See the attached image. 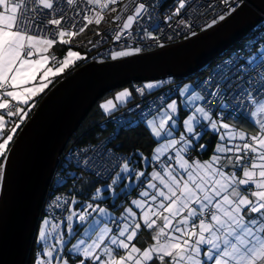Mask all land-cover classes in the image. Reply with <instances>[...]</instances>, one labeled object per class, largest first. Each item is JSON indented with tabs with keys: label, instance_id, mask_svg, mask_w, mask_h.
<instances>
[{
	"label": "snow or ice",
	"instance_id": "1",
	"mask_svg": "<svg viewBox=\"0 0 264 264\" xmlns=\"http://www.w3.org/2000/svg\"><path fill=\"white\" fill-rule=\"evenodd\" d=\"M120 2L0 0V185L5 182L9 144L19 127L11 118L18 117L22 123L26 106L47 87L49 76L58 75L70 61L80 57L79 52L71 49L63 59L47 53L57 42L70 44L88 25L99 26L105 10L115 12L114 6ZM132 2L135 6L130 14L116 17L123 22L118 25L122 30L116 33L115 40L125 34L133 39H158L147 28L143 34L134 28L153 20L150 9L154 5ZM65 5L74 10L71 16ZM187 5L188 0H179L173 15L179 16ZM124 11H129L127 6ZM173 15L166 20L171 21ZM219 19L225 17L221 15ZM179 24L191 27L183 19ZM49 25L55 27L49 31ZM130 54L131 51H120L112 58ZM50 61L52 67L47 66ZM41 72L40 83L33 84ZM218 77L206 81L202 91L184 85L178 89L180 99H172L144 114L150 134L159 142L152 157L159 170L146 177L143 170L134 172L126 161L107 186V190L114 192L121 172L128 174V180L133 176L136 180L145 178L147 184L139 193L141 199L131 201L141 210L140 216L137 218L132 207L127 208L120 219H134L118 226L117 233L112 234L107 223L99 226L100 219L88 221L92 213H97L115 222L116 218L99 203H86L82 205L83 211L70 213L66 218L69 238L75 234L74 216L86 225L82 238L68 249L77 257L75 264H264V49L246 64H233L220 71ZM160 83H147L136 91L144 95L145 89L158 88ZM131 95V91L124 90L116 100L123 103ZM109 106L115 107L113 101L101 107L108 112ZM237 110H246L253 118L258 128L255 135L225 122L224 114L231 117ZM181 111L185 113L183 117ZM177 127L182 128L178 139L174 138ZM208 129L218 134L220 142L209 160L195 159L190 151L206 147L199 141ZM84 165L91 169L96 160H85ZM104 191L96 188L91 199L99 200ZM61 199L55 197L53 205L61 207ZM50 224L46 217L39 228L38 241L43 242V249L35 264H69L70 258L62 254L68 240L57 233L58 243H50ZM142 225L153 232V242L143 248L133 243ZM56 228L52 225V229Z\"/></svg>",
	"mask_w": 264,
	"mask_h": 264
},
{
	"label": "water",
	"instance_id": "2",
	"mask_svg": "<svg viewBox=\"0 0 264 264\" xmlns=\"http://www.w3.org/2000/svg\"><path fill=\"white\" fill-rule=\"evenodd\" d=\"M262 16L264 0H246L225 19L181 42L117 60L85 62L36 98L9 146L0 185V264H25L59 157L106 93L132 83L189 77L246 36Z\"/></svg>",
	"mask_w": 264,
	"mask_h": 264
},
{
	"label": "trees",
	"instance_id": "3",
	"mask_svg": "<svg viewBox=\"0 0 264 264\" xmlns=\"http://www.w3.org/2000/svg\"><path fill=\"white\" fill-rule=\"evenodd\" d=\"M122 1L123 0H121V2ZM119 4H117V6H119ZM98 30H100V28L92 27L88 25L87 29L82 34H79L76 37H73L71 39L70 44L61 45L59 43H56L51 48L50 55H55L58 59H63L65 50L68 48L79 49L81 51L85 50L87 55L85 59L83 60H76L75 63L70 65L62 75L51 79L46 91L49 88H51L58 80L70 74L75 68L79 67L85 62L90 61L87 59L89 55L87 53V47L90 43L89 40L93 38L94 34L97 33ZM248 36L247 35L244 36L243 39L235 43L230 49H228L225 53L222 54V56L218 57L216 60H221L224 57L231 56V54L238 48H240L242 51L243 42L246 41ZM254 39L255 38H252L251 40L253 41ZM263 45L264 43L262 44V46ZM258 48L259 47H257V45H254L253 53L250 56H245V60H243V62L247 63L254 56H258L259 54L256 53V50ZM103 59L105 58H100L98 60H103ZM212 62H214V60ZM212 62H209L208 64L203 66V68H201L199 71L195 72L194 74L190 75L189 77H186V78L172 77L169 83H166V81L164 80H158V82H162L160 83V86L158 88H154L151 90L145 89V93L142 96H148L149 98H152L154 101L152 99L150 101L151 102L153 101L152 103L156 105L157 104L156 102L159 99L158 95H160V93L163 90H169V89H166L167 87L175 86L176 91L173 92L172 90H170L167 96V99L163 104L170 102L172 99H176V97H178V89H180L181 86L184 84L189 83V85H191L195 91H201L199 89V84L202 83L203 78H205V74L210 70L211 68L210 66ZM133 84L134 83L127 85L129 87V90L132 93L129 99L125 101V104L124 103L123 105L119 104V106L114 108L111 112H104L99 107V101H100L99 100L90 110L88 115L81 121L77 129L74 131L70 139L67 141L64 147V151L59 158L58 165L52 175L51 183L49 185L50 187L48 189L49 191L51 190V192H53V188H55V191L60 192L62 198L64 200H68L69 203L65 204L64 216L60 219V221L57 224H55V220L52 218L53 210L50 209L51 210L50 211L49 206L47 205L43 206L47 208V211L43 210V207L41 208V213H40L41 219L43 217H48L54 225L60 226V223L66 217L68 207H69L72 197L75 195L83 197L85 196V190L88 189L87 191L90 192V190L92 189L91 187H93L94 185H98L100 183L109 181L110 178L114 175V173L119 169L121 164L127 159L130 160L135 170H139V169L143 170L145 172V176H149L150 168L147 170V168L150 167L151 165V163H149L151 160L149 155L151 154L152 148L155 145V140L153 139L152 135L150 134V132L148 131L145 125V115H144L145 113L142 114L141 116H138L137 114L135 117L131 116L130 118H128V121L127 119L126 120L118 119L117 121L109 120V118L112 115H115L116 113L121 111V109H123L127 104H130L131 102L134 103V101L138 99L136 97H139V95H137V93L134 92ZM138 84L142 85V87H144L145 85L144 82H139ZM110 93L111 92L106 93L104 96H107ZM40 95H38L36 98H38ZM36 98L30 101V104L26 106L25 110L27 114L24 116L22 123L19 122L18 117L11 118L13 120H16L17 123H19V127L17 128V131L14 137L16 136L17 132L19 131L23 123L26 121V119L30 116L34 107L36 106L38 102ZM144 109H147V106H145ZM154 110L155 109H150V111L146 113H152ZM229 111H231V108L229 109ZM150 117L151 115H148L147 118H150ZM249 118H250L249 114L243 117L239 113V111L234 113V115L231 117H229L227 114H224L223 116V119L225 121L227 122L232 121L238 124L239 127L246 125L247 127L257 129L256 125H254L250 121ZM10 126L11 124L8 125V127ZM197 130L200 131L199 128ZM108 137L110 138L107 139ZM104 139H107V140H105L104 147H101L102 150L104 149L103 156L106 157L109 153L108 159L112 157L110 161L114 163V166H113L114 168H112L110 174L107 177L101 178V177L96 176L95 173L91 169L89 168L86 169V167L81 165L85 161V159H82L81 156H82L84 148L86 147L85 145H92L91 147H93L94 144L101 143ZM206 141L207 140H205L204 137H201L199 143L206 145V147L203 150H201L199 147H196L195 151H190V154L191 153L193 154V158L200 160L206 157L208 153L213 152V148L217 140L213 139L209 143ZM68 148H69L68 155H65L66 150ZM73 152H76L77 154L78 153L79 154L78 155L76 154V156H72ZM121 153H123V158L119 163H116V156L121 155ZM157 163H155L154 165H157ZM87 178H90L94 181L89 183L88 181H86ZM144 180L145 178H140V180H137L134 184H132L128 190L118 193L116 199L114 200L112 204L110 203L109 197L106 200L102 201V205L109 208V210H111L112 213H114L113 217L116 218L115 223L118 221H121L120 219L121 209L123 208V206L127 205V203H129L132 198L135 197L137 191L142 187ZM123 183H125V180H123L122 184ZM86 196H88V194ZM109 221L112 222V224L114 223L112 220H109ZM79 232L77 233V235L79 234ZM35 242H36V239H35ZM33 248L30 247L25 264H33V259L36 256V253L34 252L36 251L35 248H37V246ZM68 255H70V253H68ZM75 259H77L76 256H75Z\"/></svg>",
	"mask_w": 264,
	"mask_h": 264
},
{
	"label": "built area",
	"instance_id": "4",
	"mask_svg": "<svg viewBox=\"0 0 264 264\" xmlns=\"http://www.w3.org/2000/svg\"><path fill=\"white\" fill-rule=\"evenodd\" d=\"M245 1L246 0H228V3L226 4L224 3V0H188V5L186 6V8L181 11V14L179 16H175L173 15L174 9L177 7L179 0H135V2H144L149 5H154V7L150 9L153 20L142 24V26H134V28L139 30L142 34L144 28H147V31L153 32L154 35L158 36V39H141L139 36L133 39L131 36H127V34H125V37H122L119 41H117L114 37L117 32L122 30L118 27V25L121 24L123 20H118L116 19V17H126L128 14H130V10L135 6V3H133L132 0H123L119 4V6H114L117 9L115 12L105 10L104 20L99 26L95 25L94 23L90 25L92 27L100 28V30L97 31L100 33V35H97L95 33L93 38L89 40L90 43L87 47V53L89 55L87 59L90 61H100L98 59L106 57L108 58L113 52L124 49H131L133 55L142 54L150 52L162 46L181 42L208 28L209 25L213 24V21L220 20L219 17L221 15H223L224 17L228 16L238 7H240L243 3H245ZM125 6L128 7L129 11H124ZM64 7L67 14L71 16L74 10L68 8L66 5ZM169 15H173V19L171 21L166 20V17ZM77 19L80 20L79 17ZM181 19L185 20L188 24H190L191 27H188L185 24H179V21ZM81 23L86 24L87 22L81 21ZM54 27L55 26L49 25L48 30L50 31ZM157 28H159V31H157ZM249 37V39H246V41L243 42L242 51L240 48H238L231 54V56L224 57L221 60H217L215 62L214 66L211 67V69L205 74V78H203L202 83L199 84V89L201 91L205 87V82L207 81V79H211L213 74L218 76V73L224 70L225 68L231 67L233 64H239L241 63V60L243 62V60H245V56H250L253 53L254 45H257V47L259 48L262 47V44L264 43V16H262L260 22L251 30ZM252 38L255 39L252 41ZM137 47L141 49L140 52L134 51V49ZM215 68L217 69L214 71ZM218 78L219 77L214 76L213 79L215 80ZM170 79L171 78H166L164 79V81H166V83H169L171 81ZM141 87L142 85L138 83L133 84V90L135 93H137V95H139V97L134 102V104H132L125 112L119 111L118 113H116L115 121H117L118 119H127L128 121V118H130L131 116L135 117L136 114L138 116H141L142 114L150 111V109H157L166 101L170 90H172L173 92L176 91L175 86L167 87L166 89L169 90H163L160 95H158L159 99L156 102L157 104L154 105L152 103L154 101L152 98H149L148 96H142L136 91L137 88ZM151 99L153 100L152 102L150 101ZM145 106H147V109H144ZM237 111H239V113L243 117L248 115V112L246 110ZM109 120L112 121L111 117L109 118ZM109 138L110 137H108L107 139ZM107 139H104L101 143L94 144L93 147H91L92 145H85L86 147L84 148L83 153L81 152L82 159L89 160L90 162L93 159L96 160V166L92 167L91 170L95 173L96 176L101 178L107 177L110 174L112 168H114V163L110 161L112 157L108 159L109 153L106 157H104V149L102 150L101 148L104 147L105 140ZM68 151L69 148L66 150L65 155H68ZM76 154V152H73L72 156H76ZM190 155L193 157L192 153ZM116 163H118L117 160ZM81 165L86 167L84 165V162ZM86 169H88V167H86ZM97 173H99V175H97ZM54 191L55 188H53V192L47 189L41 208L44 205L49 206V210H53L52 218L55 220V224H57L60 219L64 216L65 204L63 203L64 199L62 198L61 193ZM57 196H60L62 198L59 202L61 204V207L59 208L53 205V201ZM43 210L47 211V208L43 207Z\"/></svg>",
	"mask_w": 264,
	"mask_h": 264
},
{
	"label": "rangeland",
	"instance_id": "5",
	"mask_svg": "<svg viewBox=\"0 0 264 264\" xmlns=\"http://www.w3.org/2000/svg\"><path fill=\"white\" fill-rule=\"evenodd\" d=\"M239 8V7H238ZM237 8V9H238ZM236 9V10H237ZM236 10H234L233 12H235ZM232 12V13H233ZM231 13V14H232ZM230 15V14H229ZM214 20H216V19H214ZM219 21V20H218ZM218 21H216V22H218ZM215 22V23H216ZM215 23H213V24H215ZM212 24V25H213ZM211 25V26H212ZM250 37H248L247 39H249ZM57 43H59V44H61V45H63L62 43H60V42H57ZM69 49H71V50H73V51H76V52H79L80 53V57H78V58H76L74 61H70V63H69V65L68 66H66L64 69H63V71H61L58 75H55V76H49V81H48V84H49V82L51 81V79H53V78H55V77H58V76H60V75H62L64 72H65V70L70 66V65H72L73 63H75V61L76 60H83V59H85V57H86V52H85V50L84 51H81V50H79V49H72V48H68V49H66L65 50V53H64V55H63V57L67 54V51L69 50ZM261 49H264V45L261 47V48H258L257 50H256V53H260V50ZM120 51H131V53L132 54H130V55H127V56H131V55H133V52H132V50L131 49H124V50H120ZM120 51H116V52H120ZM116 52H113L108 58H105V59H103V60H100V61H104V60H117V59H121V58H124V57H127V56H122V57H117V58H115V59H113L112 57H113V54L114 53H116ZM47 54H49V53H47ZM222 56V55H221ZM33 59H35V56L33 57ZM217 60H214V62H212L211 63V66L210 67H213L214 66V64H215V62H216ZM48 67H52L53 65H52V62L50 61L49 62V64L47 65ZM221 66H223V65H221ZM211 69V68H210ZM217 68H215L214 69V71L216 70ZM43 75V73L41 72V73H39L38 75H37V78H36V80L35 81H33L32 83L33 84H39L40 83V77ZM214 76H216V77H218L217 75H215V74H213L212 75V77H211V79L210 78H208L207 79V81H209V80H214L213 78H214ZM158 81H151V82H144L145 84H147V83H157ZM188 82H190V81H188ZM187 82V83H188ZM47 84V85H48ZM124 90H129V87L128 86H125V87H121V88H118V89H116V90H114V91H111V93L109 94V95H107V96H103L101 99H100V101H99V107H101L102 105H104L107 101H109V100H111V101H113V104L115 105V107L117 106V105H119V104H121L122 102L121 101H119V100H116V97H117V95L119 94V93H121L122 91H124ZM130 91V90H129ZM36 97H37V95H36ZM136 98H138V97H136ZM34 99V98H33ZM135 102V101H134ZM132 104H134L133 102H131L130 104H127L123 109H121V112H125ZM110 107V109L111 110H113L114 108H112V106H109ZM103 110H104V108H103ZM110 110V111H111ZM105 111V110H104ZM106 112V111H105ZM109 112V111H108ZM111 119H112V121H115L116 120V115H112L111 116ZM250 121L255 125V122H254V120H253V118L250 116ZM225 122H227V121H225ZM257 127V126H256ZM257 130H258V128L257 129H254V128H251V127H248V134H250V135H255L256 134V132H257ZM94 142V141H93ZM64 150V149H63ZM122 158H123V153H121V155H117L116 156V160H117V162L119 163L121 160H122ZM128 162L129 163V166H130V168H132L133 169V171L134 172H138V171H141L140 169L139 170H135L134 168H133V165H132V163L130 162V160L129 159H127V160H125L124 162ZM123 162V163H124ZM123 163L121 164V166L119 167V169L116 171V172H119L120 171V168L122 167V165H123ZM115 172V173H116ZM115 173H114V175L110 178V180L109 181H106V182H103V183H100V184H98V185H94L93 187H91L92 189L90 190V192L89 191H87V190H85V196H83V197H80V196H73L72 197V199H71V201L72 200H76L77 201V203H75V204H73V203H71V201H70V204H69V207H68V211H67V214H66V217H65V219L64 220H62V222L60 223V226H57V228L56 229H52V225H54L52 222H51V224L49 225V231L51 232V235L49 236V242L50 243H58V240H57V233H59V234H62L63 236H64V238L66 239V240H68V243L65 245V248H64V251H63V255L66 257V256H68V249L69 248H71V245L72 244H75L76 242H77V239H78V236H76V234L79 232V230H80V233L79 234H81V235H83V228L86 226V225H84V224H81V222L78 220V216H74V218H73V222H72V224H73V229H74V236L73 237H71V238H69L68 237V233H67V216L70 214V213H72V212H76L77 214L79 213V212H81V211H83L84 209H83V207H82V205H84V204H86V203H99L100 204V207H103V208H106L107 210H109V208H107V207H105V206H103L102 205V201H104V200H106L108 197H109V200H110V203L112 204L113 202H114V200L116 199V197H117V195H118V193H121V192H123V191H125V190H128L129 188H130V186L132 185V184H134L137 180L135 179V177L133 176V178L131 179V180H128V179H125V177H127V173H120V175H121V179H119L118 181H117V184L115 185V191L114 192H112V191H109V190H107V186L108 185H110L111 184V182H112V179H115L116 177H115ZM123 180H125V183H123L122 184V182H123ZM86 181H88L89 183L90 182H93L94 180H92V179H90V178H87V180ZM122 184V185H121ZM87 186V185H86ZM96 188H103V189H105V191L103 192V194H102V196H101V198L99 199V200H92L91 199V197L95 194V189ZM62 192V191H61ZM88 194V196H86ZM88 212H91L92 210L91 209H88L87 210ZM44 218H46V217H43L41 220H40V222H39V226H38V229H37V234H36V246H37V249H36V254H37V257H38V255H41L42 254V249H43V242H40V241H38V231H39V228H40V226L42 225V221H43V219ZM48 218V217H47ZM49 219V218H48ZM94 219H100L101 221H102V217L101 216H99L97 213H92V215L88 218V221H92V220H94ZM50 220V219H49ZM51 221V220H50ZM37 257H35V259H34V261H33V264H35V261H36V259H37Z\"/></svg>",
	"mask_w": 264,
	"mask_h": 264
},
{
	"label": "crops",
	"instance_id": "6",
	"mask_svg": "<svg viewBox=\"0 0 264 264\" xmlns=\"http://www.w3.org/2000/svg\"><path fill=\"white\" fill-rule=\"evenodd\" d=\"M50 50H51V49H50ZM50 50H49V55H50ZM35 58H36V57H35ZM48 85H49V84H48ZM48 85H47V87H45V88L43 89V91L40 92L38 95L44 93V92L46 91V89L48 88ZM184 85H188V86H190L191 89H194L191 85H189V83H188V84H184ZM184 85H182V86H184ZM182 86H181V88H182ZM181 88H180V89H181ZM38 95H37V96H38ZM35 98H36V96L34 97V99H35ZM34 99H33V100H34ZM128 99H129V98H127L126 100H128ZM176 99H180V98H179V97H176ZM123 103L125 104V101H124ZM123 103H121V104L123 105ZM181 103H182V100H181ZM118 106H119V105H117L116 107H118ZM116 107H115V108H116ZM100 108L103 110L102 107H100ZM103 111H104V110H103ZM111 111H112V110H111ZM111 111H109V112H111ZM104 112H105V111H104ZM184 114H185L184 111H181V113H180L181 117H183ZM150 118H151V117H150ZM228 123L234 125V127H235L236 129H238V130H243V131H245L246 133H249V132H248V127H247L246 125H244V126H242V127H239L238 124H236V123H234V122H232V121H229ZM145 125H146V127H147L146 122H145ZM147 129H148V127H147ZM148 131L150 132L149 129H148ZM180 131H182V128L177 127L176 130L174 131V138H177V139H178V137H179V132H180ZM152 137H153V136H152ZM201 137H204V139L207 140L206 142H208V143H209L210 141H212L213 139H216V140H217V142H216L215 145H214L213 152L208 153V155H207L206 157L200 159V160H202V161H206V160H209L210 157L214 154V149H215L216 145H217L220 141L218 140V134L212 132L210 129L207 130V134L202 135ZM153 139L155 140V145L153 146L152 151H151V154L149 155V157H150V159H151V160H150L151 165H150V167L147 168V170L150 168V170H149V175H150V173H151L153 170H159V169L157 168V165H154V164L157 163V162L152 160V157H153V155H154V149H155V147L158 146V143H159V142H158L154 137H153ZM146 177H147V176H146ZM146 184H147V181L144 180L142 187L137 191L135 197L132 198V199L130 200V202L127 203V205L123 206V208H122L121 211H120V215H121V217L124 216V215L126 214V213H125V210H126L127 208L132 207L133 210L137 212V218H139L141 210H140V209H137L134 205H132V204H131V201L134 200V199H141V197L139 196V193H140L141 191L144 190V188L146 187ZM108 212L110 213L111 217L114 216V213H112L111 210H108ZM132 219H134V218H129L127 221L121 220V221H118V222H116V223L114 222V223L112 224V222L109 221V220H111V219H106V218H103V217H102V221H101V224H100L99 226L102 227L105 223H107V226H108L109 228L112 229V234H115V233H117V231H118V226H122L124 223H131V222H132ZM89 222H91V221H89ZM79 233H80V232H79ZM76 236H78V239L82 238V235H81V234H78V235L76 234ZM152 236H153V232H152V230H148V229H146V228L142 225L141 231H140V233L138 234V236L136 237V239L133 241V243L137 244L138 247L143 248V247H145V246H147V245H149V244H151V243L153 242V240H152ZM78 239H77V240H78ZM118 251H121V250H118ZM121 254H122V251H121ZM36 257H37V255H36ZM66 257H69V258H70V259H69V264H75L76 259H75V256H74L73 254H70V255H68V256H66ZM33 261H34V260H33Z\"/></svg>",
	"mask_w": 264,
	"mask_h": 264
},
{
	"label": "flooded vegetation",
	"instance_id": "7",
	"mask_svg": "<svg viewBox=\"0 0 264 264\" xmlns=\"http://www.w3.org/2000/svg\"><path fill=\"white\" fill-rule=\"evenodd\" d=\"M33 247H36V242H35V243H32L31 248H33ZM33 249H34V248H33ZM35 249H37V248H35ZM31 253H32V252H31ZM34 253H36V251H35Z\"/></svg>",
	"mask_w": 264,
	"mask_h": 264
},
{
	"label": "clouds",
	"instance_id": "8",
	"mask_svg": "<svg viewBox=\"0 0 264 264\" xmlns=\"http://www.w3.org/2000/svg\"><path fill=\"white\" fill-rule=\"evenodd\" d=\"M250 32H251V31H250ZM250 32L247 34V36L250 34ZM248 37H249V36H248ZM242 39H243V38H242ZM177 43H178V42H177ZM35 239H36V238H35ZM34 259H35V258H34ZM34 259H33V260H34Z\"/></svg>",
	"mask_w": 264,
	"mask_h": 264
},
{
	"label": "bare ground",
	"instance_id": "9",
	"mask_svg": "<svg viewBox=\"0 0 264 264\" xmlns=\"http://www.w3.org/2000/svg\"><path fill=\"white\" fill-rule=\"evenodd\" d=\"M227 54V53H226Z\"/></svg>",
	"mask_w": 264,
	"mask_h": 264
}]
</instances>
